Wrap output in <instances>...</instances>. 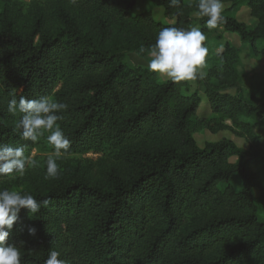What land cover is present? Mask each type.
<instances>
[{
    "label": "trees",
    "instance_id": "1",
    "mask_svg": "<svg viewBox=\"0 0 264 264\" xmlns=\"http://www.w3.org/2000/svg\"><path fill=\"white\" fill-rule=\"evenodd\" d=\"M137 1L0 0V144L23 146L25 155L37 148L40 164L22 178L0 177V190L15 188L40 205L32 216L21 209L8 242L21 264H45L51 250L65 264H264L259 160L244 159L231 139L200 146L194 137L226 120L243 133L264 124L260 107L225 91L239 85L238 49L229 44L211 59L206 99L186 81L161 82L130 65L127 53L147 55L161 29L192 22L170 0L152 1L176 14L175 24L133 15ZM244 2L258 20L254 30L223 13L218 27L264 55V0ZM13 96L67 105L57 123L71 145L57 160L58 178L45 179L50 133L23 140L21 114L8 112ZM91 152L99 157L81 158Z\"/></svg>",
    "mask_w": 264,
    "mask_h": 264
},
{
    "label": "clouds",
    "instance_id": "2",
    "mask_svg": "<svg viewBox=\"0 0 264 264\" xmlns=\"http://www.w3.org/2000/svg\"><path fill=\"white\" fill-rule=\"evenodd\" d=\"M180 4L181 0H170V6L179 7ZM196 7L197 17L208 18L206 26L209 30L216 29L223 22L222 0H198ZM205 40L206 36L198 27L161 29L155 44L148 51V71L157 73L159 77L167 78L173 83L203 79L205 73L202 69L209 52L204 46ZM144 51L141 47L140 53ZM66 109V104L53 101L49 97L29 99L20 96L17 100L13 96L8 101V112L12 115L21 114L17 128L22 129L20 135L23 140L35 144L45 133H50L47 135V143L54 151L47 156L45 179L58 178L57 160L69 154L71 142L57 123L61 119L58 113ZM39 166L34 154L25 155L23 146L0 144V177H8L10 180L17 176L22 178L28 169ZM44 204L47 205L48 201L45 200ZM21 209H28L31 215L39 211L40 205L30 194L21 195L17 191L0 190V264H21L19 249L8 242ZM29 231L30 234H35V229ZM59 255V252L51 250L45 264H65L58 258Z\"/></svg>",
    "mask_w": 264,
    "mask_h": 264
},
{
    "label": "rangeland",
    "instance_id": "3",
    "mask_svg": "<svg viewBox=\"0 0 264 264\" xmlns=\"http://www.w3.org/2000/svg\"><path fill=\"white\" fill-rule=\"evenodd\" d=\"M30 2L31 0H23ZM245 0H222L224 5L223 14L237 19L240 22L245 23L249 29L254 30L258 25L257 18L252 14L251 7L244 2ZM198 0H181L179 7L174 9V12L181 13L183 16L188 17L191 20V28H201L203 17H197L195 15L198 11L196 5ZM143 12L151 13L153 19L157 22L164 24H175L177 20L176 14L168 15L163 6L158 5L152 0H138L133 15H137ZM206 36V47L208 48V56L206 57L205 65L202 71L207 74L209 66L217 54L222 53L227 45H232L238 49L239 62L236 65V73L238 75L237 88L227 87L225 91L231 94H240L243 98L252 104L253 106L260 107L261 119L264 122V55L259 51L252 49L249 43H245L241 40L238 33L225 30L224 28L217 27L216 29L208 30ZM262 44V43H260ZM261 47V45H259ZM126 60L130 65L137 66L143 69H147V63L149 56L137 55L136 52H128ZM158 76V74H157ZM204 76V77H205ZM161 82H166L169 79L159 77ZM203 79H196L195 81H186L190 90L198 91L203 99H206V85ZM225 78H222L218 82L220 90L225 89ZM208 108V104L204 101L201 105L200 112L204 107ZM210 112H205V115H209ZM215 131L205 128L194 133V137L200 146H205L208 143L218 142L223 139H231L236 145L244 150L243 158H255L259 160L258 164L254 165L257 171H264V124L256 127L253 133H243L238 127H236L231 120H226L224 126L221 129L217 128V125H213ZM255 137H253V136ZM38 155L39 150L34 148L32 155ZM52 153H42L43 156H48ZM98 154L88 153L82 155V159H97ZM232 162L238 160L237 157H233ZM235 187L240 188V180H234ZM15 191V188L13 189ZM257 195H261L259 189L255 190ZM264 215V210L261 211Z\"/></svg>",
    "mask_w": 264,
    "mask_h": 264
}]
</instances>
